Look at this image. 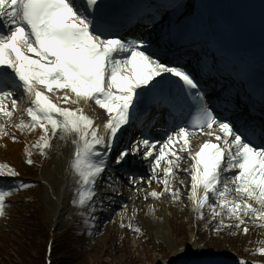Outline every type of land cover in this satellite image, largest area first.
Here are the masks:
<instances>
[{"label": "snow or ice", "instance_id": "snow-or-ice-1", "mask_svg": "<svg viewBox=\"0 0 264 264\" xmlns=\"http://www.w3.org/2000/svg\"><path fill=\"white\" fill-rule=\"evenodd\" d=\"M115 7L109 0H0V139L23 143L29 166L37 163L34 156L47 160L52 151L71 145L67 167L75 186L71 197L75 207L95 211V203L104 199L98 184L109 188L118 184L117 171L138 157L150 169L143 174L126 172L127 184L144 201L162 202L170 196L172 204H183V187L197 220L205 219L207 209L208 224L215 221L210 231L217 238L248 235L250 225L264 228V124L247 122L246 117L227 119L217 108L223 104L236 111L235 96L209 97L189 70L166 61L167 53L157 43L147 37L118 36ZM169 9V25L181 10L191 15L188 4L174 0L150 9L151 18L145 23L163 28ZM81 101L94 102L107 114L106 135L99 134V126L83 108L62 106ZM19 103L25 106L18 109ZM152 103L157 114L164 107L175 110L184 105L188 116L166 129L164 139L141 133L120 147L133 112L143 108L150 113ZM198 133L209 139L193 151L192 138ZM33 135L35 139L29 140ZM183 161L189 166L183 167ZM180 172L190 176V187L179 178ZM19 176L15 168L0 164V218L10 207L8 197L34 187ZM154 181L161 190L153 187ZM121 207L128 206L121 203ZM156 211V203L148 205L147 214L155 216ZM137 212L133 208L132 219ZM127 227L141 233L131 223ZM202 248L197 245L195 250ZM185 251L176 249L179 254ZM256 253L264 257V243ZM235 264L250 262L241 258Z\"/></svg>", "mask_w": 264, "mask_h": 264}, {"label": "rangeland", "instance_id": "rangeland-1", "mask_svg": "<svg viewBox=\"0 0 264 264\" xmlns=\"http://www.w3.org/2000/svg\"><path fill=\"white\" fill-rule=\"evenodd\" d=\"M18 165L23 172L34 176L37 186L25 195L31 198L26 199L24 196L14 200L12 203L14 207L10 212L9 220L0 224V264H43L45 245L48 243L51 230L54 227L48 209L50 199L46 185L40 180L42 165L38 163V167L29 169L22 164V159H20ZM67 223L63 226L58 225V228L54 231L56 238L54 264H58L57 260L63 262L61 264H144L145 262L146 264H153L156 259L161 257V253L157 251V245L161 246V250L164 249L165 252H170L169 248L163 246L162 242L155 237L153 230L150 231L149 228L141 225L147 231V234L149 233L150 239L141 246L133 244L136 242L135 240H133V243L122 240L125 237V231L119 230L120 232L117 233L116 230L113 231L109 227V230H106L101 238L96 239V243L95 240L91 239L81 242L82 247L85 249L79 248L81 245L78 243V248H72L75 251L73 255L68 252V245L59 246V243H63L60 242V238L71 222L67 221ZM180 227L183 229L182 224ZM187 227L188 225L184 226V228ZM183 234H186L185 241H187L189 239L187 229L184 230ZM95 236L96 234L92 235L93 238ZM206 237H209V233L206 234ZM225 238L222 239L223 241L220 238L214 240H221L223 248H226ZM246 238L242 241L244 244L241 242L235 243L241 245L236 252L239 253L245 248L249 251L252 250L251 243L254 242V239L252 237ZM107 250L110 253H107ZM56 254L62 256L56 257ZM133 255H136L139 261L135 260L136 258ZM76 257H80V259L76 260Z\"/></svg>", "mask_w": 264, "mask_h": 264}, {"label": "bare ground", "instance_id": "bare-ground-1", "mask_svg": "<svg viewBox=\"0 0 264 264\" xmlns=\"http://www.w3.org/2000/svg\"><path fill=\"white\" fill-rule=\"evenodd\" d=\"M205 2L208 0H204ZM64 107H71V108H83L85 114L87 115V109L84 107L83 104H69V105H62ZM20 134V133H19ZM24 138V136H22ZM29 140L35 139V136H29ZM6 144L5 149L0 150V160H1V154H5L7 156H10L11 158H17L24 156V146L16 143H12L11 140L4 138L0 139V145ZM58 150V149H57ZM72 152V146L64 148L63 146L59 148V157L55 158L50 154V158L47 160H43V164L46 165V167L42 171L41 180L46 183L47 190L49 194L51 195L52 199L49 200L48 203V209L50 216L52 218H55V222L59 224L65 223V216L70 215L69 212V200L67 199L66 192L67 188L69 187L70 182L72 181V177L68 175L67 170V164L68 160L70 158ZM53 161V162H52ZM52 162V163H51ZM51 163V164H50ZM187 161L182 162L183 167H187ZM1 164V163H0ZM53 167L55 170H52ZM183 172L179 173V178L185 180V184L189 185L190 187V180H187L186 178H182L181 176ZM160 178H162V173L160 174ZM146 185V184H145ZM147 187V185H146ZM153 187L156 188V190H161L160 187H157L155 184V181L153 182ZM183 187L181 188L183 195V204H186L187 207H184L181 203L172 204L171 198L164 197L162 198V202H154L151 200V198L147 201H144L143 198L136 197L135 199L131 200L130 203H133L134 208L138 209L139 212H141V209L143 210V213L141 214V220L143 222L147 221L148 219L152 218L155 223L152 225L155 231V234L158 239L162 240L166 245L170 248V259L166 260L168 255L166 253H163L159 260H157L154 264H194V263H208L210 261H215L216 257H221L219 261H215V263L220 264H235V262L238 259H241L239 256H236L235 254L219 250L217 251H211L208 252L206 248L208 247H215L217 248V243L213 242L211 239L210 242L213 243L210 246L208 244H205L206 239L203 237V235L199 236L200 234V225L197 224V231H196V224L188 225L187 228V234L189 235L190 239L188 240V243L185 247H181L186 239V235L181 236L178 228L179 222H182L181 218L185 216V208L188 209L190 212V208H192L191 203L187 199V192L183 191ZM131 197L130 191H128L127 198L129 199ZM156 203L157 204V211L155 213V216H152L150 214L146 213V210L148 211V205ZM194 217V216H193ZM195 221V220H194ZM186 222V220H184ZM215 224V223H214ZM172 225H175L173 227ZM197 234V235H196ZM259 243H264V228H261L259 226H252V235L258 236ZM199 236V237H197ZM193 240L195 241V244H193ZM241 240H244V238L241 235H238L235 238L227 237L226 239V247L228 250H234L236 249L237 245L236 242H241ZM223 243V242H221ZM197 245H203V248L200 251H196ZM223 247V244H220L218 249H221ZM178 248H185L186 251L183 254H179L176 252V249ZM107 253H110L109 250H107ZM112 256V254H111ZM246 259L250 262V264H264L263 258H260L262 261H256V257H246L242 258ZM226 261V262H224Z\"/></svg>", "mask_w": 264, "mask_h": 264}]
</instances>
